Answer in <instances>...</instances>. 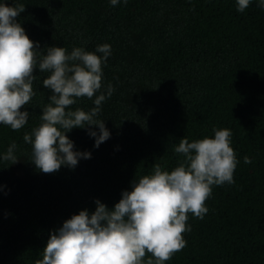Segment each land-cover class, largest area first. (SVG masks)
I'll use <instances>...</instances> for the list:
<instances>
[{
  "label": "trees",
  "instance_id": "16d2710c",
  "mask_svg": "<svg viewBox=\"0 0 264 264\" xmlns=\"http://www.w3.org/2000/svg\"><path fill=\"white\" fill-rule=\"evenodd\" d=\"M0 2L25 5L17 21L41 54L51 46L70 53L109 44L97 95L108 84L114 89L97 117L110 138L97 148L89 126L73 128L66 135L74 150L91 158L44 174L23 140L41 123L51 95L42 84L48 73L34 70L35 95L22 109L27 124L19 131L0 124V157L15 142L19 159L10 165L0 159V264H35L66 219L93 212L97 199L113 208L155 164L169 171L178 165L180 139L213 137L214 128L232 132L235 182L213 186L203 219L189 213L186 247L165 264H264V9L258 0L244 12L236 10L237 0ZM94 99L78 98L69 110L90 111Z\"/></svg>",
  "mask_w": 264,
  "mask_h": 264
},
{
  "label": "clouds",
  "instance_id": "9594fccd",
  "mask_svg": "<svg viewBox=\"0 0 264 264\" xmlns=\"http://www.w3.org/2000/svg\"><path fill=\"white\" fill-rule=\"evenodd\" d=\"M121 0H109L116 6ZM127 3L128 0H123ZM251 0H237V11L244 12ZM264 9V0H258ZM25 5L10 6L0 2V124L19 131L28 122L29 112L22 110L35 95V69L48 73L44 88L51 90L40 116L41 123L25 132L23 140L32 147V162L44 174L57 172L62 165L75 168L79 159H90L88 151L74 150L66 135L73 128L88 127L94 147L110 138L104 121L97 117L101 105L114 91L108 84L102 88V66L111 55L107 43L95 52L74 47L51 46L41 54L17 21ZM101 53L102 55H97ZM95 99L90 111L69 110L78 98ZM97 126L99 134L90 126ZM214 136L189 142L180 139L174 151L183 159L172 170L155 164L151 174L131 181L114 207L109 209L98 199L95 210H80L49 234L42 258L35 264H165L186 247L184 233L190 231L189 213L203 219L208 212L206 201L213 186L233 184L238 164L231 146L232 132L214 128ZM13 142L0 159L10 164L19 159ZM244 163H251L248 156ZM150 254L151 258L145 261Z\"/></svg>",
  "mask_w": 264,
  "mask_h": 264
}]
</instances>
